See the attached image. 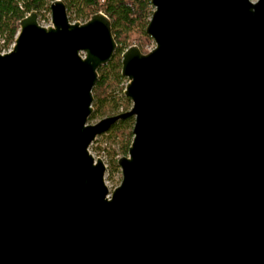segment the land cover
Listing matches in <instances>:
<instances>
[{"label": "water", "instance_id": "water-1", "mask_svg": "<svg viewBox=\"0 0 264 264\" xmlns=\"http://www.w3.org/2000/svg\"><path fill=\"white\" fill-rule=\"evenodd\" d=\"M125 111L87 123L116 42L51 0L0 53V264H264V0H149ZM131 116L110 192L95 135Z\"/></svg>", "mask_w": 264, "mask_h": 264}, {"label": "trees", "instance_id": "trees-1", "mask_svg": "<svg viewBox=\"0 0 264 264\" xmlns=\"http://www.w3.org/2000/svg\"><path fill=\"white\" fill-rule=\"evenodd\" d=\"M51 0H0V35L9 44L17 32V20L27 12L37 11L38 21L49 12ZM69 20H86L91 14L101 11L110 20L111 33L116 42L110 59L97 68V79L91 89L92 111L88 119L101 118L125 111L130 100L123 94L121 82L125 79L120 74V54L123 49L135 44L142 52L144 45L151 42L144 27L152 11L149 0H62ZM46 18V17H45ZM131 116L117 119L106 133L105 153L110 170H117L116 160L127 154V147L132 137Z\"/></svg>", "mask_w": 264, "mask_h": 264}, {"label": "rangeland", "instance_id": "rangeland-1", "mask_svg": "<svg viewBox=\"0 0 264 264\" xmlns=\"http://www.w3.org/2000/svg\"><path fill=\"white\" fill-rule=\"evenodd\" d=\"M45 17L43 18L41 16L42 19L39 20L38 22L40 24H42V25L49 24V12H47L45 14ZM37 20H38V15H37ZM75 20L82 21L80 19H74V20H69V21H75ZM0 37H3V36L0 35ZM152 46H153V41L151 39V42H149V43L144 45V49L147 51ZM125 83H126V78L121 82V85L124 87ZM130 104H131V101H130ZM97 120H98V117H95L93 119H87L86 122L87 123H94ZM104 132H101V133L95 135L94 139L88 145V150L94 157H99L102 160V162L104 164L103 179H104V183H105L106 187L108 188V192H110L111 189L114 186H116L118 184L119 180H120V170H119V166L118 165H117V167H118L117 170H110V167L108 166L107 155L105 153V149H106V146H107V138H106V133H104Z\"/></svg>", "mask_w": 264, "mask_h": 264}, {"label": "built area", "instance_id": "built-area-1", "mask_svg": "<svg viewBox=\"0 0 264 264\" xmlns=\"http://www.w3.org/2000/svg\"><path fill=\"white\" fill-rule=\"evenodd\" d=\"M3 37H0V53H5V52L9 51L11 49L12 45H13V41L10 44H6L5 43V38H3ZM151 48L152 47H150L149 49H151Z\"/></svg>", "mask_w": 264, "mask_h": 264}]
</instances>
